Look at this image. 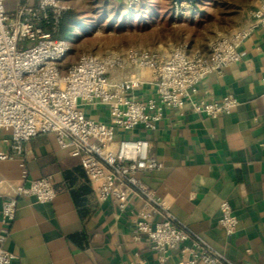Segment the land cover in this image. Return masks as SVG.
<instances>
[{
	"label": "built area",
	"instance_id": "built-area-1",
	"mask_svg": "<svg viewBox=\"0 0 264 264\" xmlns=\"http://www.w3.org/2000/svg\"><path fill=\"white\" fill-rule=\"evenodd\" d=\"M15 3L7 9L6 3ZM141 0H125L127 6ZM67 0H0V131L10 134L9 152L0 149V161L24 154V145L39 134L52 133L61 149L79 159L99 203L131 215L134 241L148 242L155 259L135 253L129 264H233L205 241L179 224L162 201L141 180L143 173L162 168L152 153V140L120 136L140 127L153 131L166 110L183 115L191 111L215 119L238 107L233 95L220 101L196 98L199 83L222 73L241 59L240 44L257 31L264 34V0L251 12V21L232 37L217 38L207 54L177 47L168 54L145 50L81 54L62 70L70 43L58 36L69 10ZM182 6V4H181ZM120 71L122 77L114 75ZM149 87L153 95L136 98ZM264 88V81H263ZM107 111L108 121L95 120L89 107ZM23 167V163L21 164ZM27 170L22 179H27ZM3 182L0 179V192ZM1 207L0 264H12L15 255L3 247L15 218L18 199L34 197L50 203L56 188L49 177L28 184L5 183ZM218 225L227 237L236 232L238 217L230 204L219 206Z\"/></svg>",
	"mask_w": 264,
	"mask_h": 264
},
{
	"label": "crops",
	"instance_id": "crops-1",
	"mask_svg": "<svg viewBox=\"0 0 264 264\" xmlns=\"http://www.w3.org/2000/svg\"><path fill=\"white\" fill-rule=\"evenodd\" d=\"M259 5L260 0H252L242 8L234 31L250 23ZM239 52L240 61L207 75L196 95L213 102L233 95L239 105L230 114L212 119L193 113L186 103L183 115L166 110L155 130L137 127L120 136L152 140L162 168L140 178L179 224L233 264H264V34L256 30L249 35ZM151 90L145 87L134 95L146 99ZM86 113L108 121L102 106ZM10 137L0 131L4 152H9ZM23 153L0 161V227L6 182L28 184L49 177L56 197L43 204L34 197L18 199L3 244L15 255L12 264H129L135 253L151 263L156 260L148 242L132 239L130 213L97 201L79 159L61 149L54 134L31 138ZM222 201L238 217L231 237L218 225ZM178 262L174 257L169 264Z\"/></svg>",
	"mask_w": 264,
	"mask_h": 264
},
{
	"label": "rangeland",
	"instance_id": "rangeland-1",
	"mask_svg": "<svg viewBox=\"0 0 264 264\" xmlns=\"http://www.w3.org/2000/svg\"><path fill=\"white\" fill-rule=\"evenodd\" d=\"M58 36L71 45L62 70L87 52L145 50L168 54L177 47L207 54L217 38L232 37L242 8L252 0H67ZM182 4V6H181ZM15 3H6L13 9ZM125 73L116 71L122 77Z\"/></svg>",
	"mask_w": 264,
	"mask_h": 264
},
{
	"label": "trees",
	"instance_id": "trees-1",
	"mask_svg": "<svg viewBox=\"0 0 264 264\" xmlns=\"http://www.w3.org/2000/svg\"><path fill=\"white\" fill-rule=\"evenodd\" d=\"M60 26H61V22H60Z\"/></svg>",
	"mask_w": 264,
	"mask_h": 264
}]
</instances>
